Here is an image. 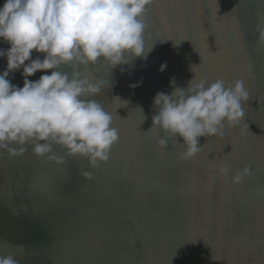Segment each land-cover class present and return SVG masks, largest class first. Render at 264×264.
<instances>
[{"label": "water", "instance_id": "95a60500", "mask_svg": "<svg viewBox=\"0 0 264 264\" xmlns=\"http://www.w3.org/2000/svg\"><path fill=\"white\" fill-rule=\"evenodd\" d=\"M145 19L146 48L154 44L146 59L79 69L105 82L92 98L119 131L107 162L92 167L59 145L63 163L31 145L20 155L0 150V256L18 264H264V45L256 31L264 0H153ZM6 66L0 57V71ZM21 72L9 76L19 87ZM195 74L244 80L250 94L239 126L199 137L201 151L183 159L181 137L149 130L152 101L172 91L171 79L187 87ZM245 167L250 174L233 183Z\"/></svg>", "mask_w": 264, "mask_h": 264}, {"label": "clouds", "instance_id": "9594fccd", "mask_svg": "<svg viewBox=\"0 0 264 264\" xmlns=\"http://www.w3.org/2000/svg\"><path fill=\"white\" fill-rule=\"evenodd\" d=\"M152 2L5 0L0 6V39L9 47L0 48V57L7 60L0 71V150L20 155L31 145L36 156L63 163L64 157L54 153V145H59L65 155L84 157L92 167L107 162L112 146L119 141V131L112 126L111 112L92 98L105 82L89 78L79 69L100 60L114 68L135 58L146 59L154 47L145 44V17ZM256 31L258 42L264 45V19ZM33 51L43 53V59H33ZM69 66L71 72L63 70ZM165 67L162 64L160 71ZM21 69L23 86L19 87L9 76ZM39 70L52 71L38 80L28 79ZM170 84V93L157 92L153 98L155 111L149 130L162 131L169 139L181 137L183 159L201 151L199 137H222L225 126H239L245 119L242 104L250 93L244 80L218 78L209 83L206 77L197 80L195 74L187 87L176 86L174 78ZM157 143L166 148L168 141L161 137ZM219 171L226 175L230 168L224 165ZM248 174V167L237 171L233 183ZM0 264L18 261L11 255L0 256Z\"/></svg>", "mask_w": 264, "mask_h": 264}, {"label": "snow or ice", "instance_id": "6c2138e0", "mask_svg": "<svg viewBox=\"0 0 264 264\" xmlns=\"http://www.w3.org/2000/svg\"><path fill=\"white\" fill-rule=\"evenodd\" d=\"M237 26H238V21H237Z\"/></svg>", "mask_w": 264, "mask_h": 264}]
</instances>
